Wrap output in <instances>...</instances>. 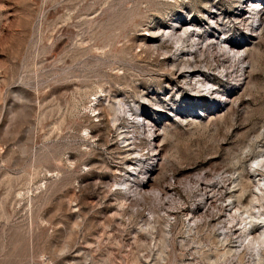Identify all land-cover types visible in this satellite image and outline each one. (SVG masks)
<instances>
[{
    "label": "rangeland",
    "instance_id": "rangeland-1",
    "mask_svg": "<svg viewBox=\"0 0 264 264\" xmlns=\"http://www.w3.org/2000/svg\"><path fill=\"white\" fill-rule=\"evenodd\" d=\"M184 21L214 34L203 89L157 47ZM133 129L156 131L155 196L120 184ZM258 159L264 0H0V264H264Z\"/></svg>",
    "mask_w": 264,
    "mask_h": 264
},
{
    "label": "bare ground",
    "instance_id": "bare-ground-1",
    "mask_svg": "<svg viewBox=\"0 0 264 264\" xmlns=\"http://www.w3.org/2000/svg\"><path fill=\"white\" fill-rule=\"evenodd\" d=\"M246 3V2H245ZM248 3V2H247ZM256 8V7H255ZM245 10V9H244ZM248 10H249V8H248ZM250 11H254L255 12V9H253V8H251L250 9ZM248 15V14H247ZM252 16V15H251ZM259 16V15H258ZM248 17V16H247ZM253 17V16H252ZM249 18V17H248ZM254 18H256V16L254 17ZM258 18V17H257ZM184 23V26H183V28L181 27V29H180V31L179 32H177L176 30H177V27H170L169 28V31L167 32L166 31V33H164V36H163V39L161 40V44L159 45V46H157L158 48L159 47H162V45H164L165 43V41L169 44V45H172L173 44V41H174V43H177L178 44V50H177V54L176 55H174V58H177V61H179L178 63H180V61L182 62V70H183V73H185L187 76V78L188 77H190V78H192V79H190V80H193V84L196 86V87H198V88H204V84H206V83H204V79H203V76L201 75L202 73V71L200 72L201 74H199L198 73V71H195V69H192V67H190V65H194V59H193V57L194 56H192V55H199V54H202V53H199L201 50H202V48L204 47V45H207L208 44V49H209V45H212V43H213V40L211 41V39L214 37V34L213 33H209L208 34V36L206 35V36H203L202 35V30L200 29V28H198V27H196V26H194V25H191V22L190 23H188V24H186L187 23V21H184L183 22ZM194 23V22H193ZM176 26V25H175ZM178 26V25H177ZM175 31H176V33H175ZM154 36H157V35H154ZM148 43V42H147ZM164 43V44H163ZM146 44V43H145ZM144 44V48H149L150 50L151 49H155L156 47H154L153 45H149V46H146ZM203 44V45H202ZM176 45V44H175ZM235 45H236V43H233V42H231V41H229V40H225V41H223L220 45H218V48H219V50L221 51V52H223L224 54H226L229 58L228 59H230V62L232 63H234V65L233 64H231L230 63V70H234V69H239L238 68V64H241V60H240V57H238V55H237V53H235L236 52V50H235V52L233 51L234 49L233 48H235ZM177 47V46H176ZM211 48V47H210ZM214 48V47H213ZM205 49V48H204ZM210 50V49H209ZM202 52H204V50L202 51ZM203 55V54H202ZM225 55V56H226ZM199 57H201V55L199 56ZM173 58V59H174ZM227 58V57H226ZM193 59V60H192ZM227 59V60H228ZM195 60H197V59H195ZM200 60H201V58H200ZM198 61H199V59H198ZM197 61V62H198ZM174 63V62H173ZM200 63V62H199ZM177 64V63H176ZM177 65H179V64H177ZM177 65H175V66H177ZM197 66V65H196ZM172 67H174L173 65H172ZM199 67V65L196 67V68H198ZM174 68H176V67H174ZM193 68H194V66H193ZM205 69V68H204ZM197 70V69H196ZM199 70H200V68H199ZM206 70V69H205ZM176 71V70H175ZM178 71V70H177ZM207 71V70H206ZM229 71V70H228ZM243 71H245V70H243ZM182 72V71H181ZM180 72V73H181ZM204 72V71H203ZM227 72V71H226ZM233 72V71H232ZM198 73V74H197ZM230 74H232L231 72H229ZM179 74V73H178ZM205 74V73H204ZM208 75V74H207ZM185 77V78H186ZM207 78V77H206ZM206 78H205V80H206ZM189 80V81H190ZM185 81H186V79H185ZM208 85V83L206 84V86ZM207 90L208 89H204L203 91H206L207 92ZM209 91V90H208ZM213 93H216V92H211L210 91V95L212 96L213 95ZM207 95V94H206ZM216 95V94H215ZM122 105V104H121ZM118 107H120V103H118ZM125 107H127L126 108V110L127 109H129V111H132L133 110V106H125ZM122 108V107H121ZM114 110V112L116 113V111H115V108L113 109ZM122 110V109H121ZM128 113V112H127ZM140 118V117H139ZM145 119V118H144ZM139 120V119H138ZM149 121V120H148ZM136 122V121H135ZM134 122V123H135ZM135 125V124H134ZM147 126V127H146ZM149 126H151V124L150 123H147L146 125H145V127L146 128H148ZM135 127V126H134ZM144 127V126H143ZM141 128V127H140ZM133 130H135V129H133ZM150 130V129H149ZM153 130V129H152ZM156 132V131H155ZM154 132V133H155ZM151 133H153V132H151ZM150 133V134H151ZM153 133V134H154ZM128 134V133H127ZM156 135V134H155ZM124 136H125V134H124ZM154 144V143H153ZM263 159V158H262ZM262 159H258L256 162H255V166L258 168L257 170H258V172L260 173V172H263V169H264V160H262ZM127 166V165H126ZM146 169V168H145ZM144 169V170H145ZM130 170V172H131V169H129ZM144 172V171H143ZM126 173V172H125ZM126 176V177H125ZM124 176V174H123V177H125V179L124 180H122L121 182H120V184L122 185V187H123V189H124V191H125V193H127V194H129V195H132V194H135L136 192H137V189L136 188H138L139 186H137V184L136 183H134V181L133 180H131V175H130V173L128 172L126 175ZM180 183H182V182H180ZM190 183H194V187L196 186V187H198V186H200L201 185V181L200 180H198V179H196V180H194L193 179V181H188V179H187V181L185 180L184 182H183V184L182 185H184V187H185V189L187 190V188H188V186L190 185ZM202 186V185H201ZM200 186V187H201ZM171 187V186H170ZM139 189V188H138ZM141 189V188H140ZM204 189H206V188H204ZM136 190V191H135ZM146 191V190H145ZM263 190L262 189H260V192H262ZM140 192V191H139ZM143 192V191H142ZM148 192V191H147ZM169 192V191H168ZM156 193H157V191H155L154 189H153V191H150V193L148 192V193H145L146 194V196H148L149 194L151 195H153V196H155L156 195ZM136 194H138V193H136ZM141 194V193H140ZM145 194H143V195H145ZM148 194V195H147ZM166 194V193H165ZM158 195H159V193H158ZM173 198V197H172ZM256 200H258V199H255V200H253V201H251V203H249V205L248 206H246L245 207V209H244V211H243V213L244 214H247L248 216H247V218H242V221L245 223V221H246V223H247V226H246V228H252L251 226L255 223V221L257 220V222H259V220H260V218H261V215L260 216H256V212H259V209H258V207H257V205H256ZM259 202V201H258ZM233 203V202H232ZM262 208V207H261ZM236 212H238V211H236ZM236 212H235V214L234 215H232V216H235L236 215ZM261 212V211H260ZM259 212V213H260ZM263 216V215H262ZM238 217V216H237ZM264 217V216H263ZM261 221V220H260ZM262 222V221H261ZM261 224V223H260ZM261 227V226H260ZM263 228H262V233L258 236V237H256V238H253L252 239V241H250V243H249V246L250 247H252L253 249H260L261 247H263L264 248V225L262 226ZM228 230V229H227ZM227 230H226V232H227ZM262 249V248H261ZM257 251V250H256Z\"/></svg>",
    "mask_w": 264,
    "mask_h": 264
},
{
    "label": "built area",
    "instance_id": "built-area-1",
    "mask_svg": "<svg viewBox=\"0 0 264 264\" xmlns=\"http://www.w3.org/2000/svg\"><path fill=\"white\" fill-rule=\"evenodd\" d=\"M139 119L140 120H137V122H135L138 127H145V125L149 123L147 119H144L142 117H140ZM151 135L142 131V129H135L134 131L129 132L124 138V141L121 143V148L127 154L128 163L131 164V166L129 167V169H131V172L130 170H128L131 175V180H133L137 185L143 184L141 186L142 188L144 184H149L150 188L147 189L149 193L150 191H153V188L155 186V167L158 163V152L157 150H155L156 147L153 144L155 137L154 135ZM145 168H151L152 171L150 170L147 172V169L144 170Z\"/></svg>",
    "mask_w": 264,
    "mask_h": 264
}]
</instances>
